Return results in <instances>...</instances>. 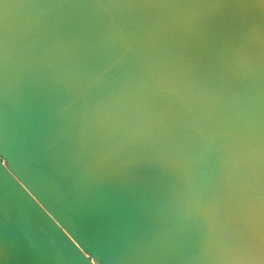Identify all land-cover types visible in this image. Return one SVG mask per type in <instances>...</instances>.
Segmentation results:
<instances>
[{"label": "water", "instance_id": "95a60500", "mask_svg": "<svg viewBox=\"0 0 264 264\" xmlns=\"http://www.w3.org/2000/svg\"><path fill=\"white\" fill-rule=\"evenodd\" d=\"M0 264H264V0H0Z\"/></svg>", "mask_w": 264, "mask_h": 264}]
</instances>
